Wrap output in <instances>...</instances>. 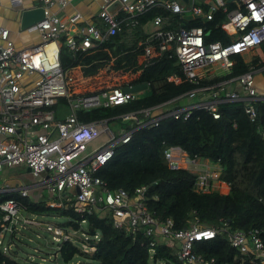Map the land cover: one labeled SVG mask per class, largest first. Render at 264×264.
Listing matches in <instances>:
<instances>
[{
	"label": "built area",
	"instance_id": "built-area-1",
	"mask_svg": "<svg viewBox=\"0 0 264 264\" xmlns=\"http://www.w3.org/2000/svg\"><path fill=\"white\" fill-rule=\"evenodd\" d=\"M68 2L41 0L43 20L30 27L38 35L39 42L35 45L16 48L9 39V31L0 25V172L4 167L24 166L30 169L32 175L46 174L44 185L52 198L47 202L48 206L63 207L65 205L60 197L72 195L73 198L67 197V201L74 200L77 212L90 213L97 206H102L110 212L115 228H123L132 234L142 232L150 237L151 255L155 246L162 242L174 251L180 264H213L214 259L205 260L193 248L197 242L213 239L217 234L216 229L200 227L197 220L188 228L174 229L171 219L158 220L148 211L145 204L148 186L136 188L132 194L121 189L109 191L95 176L96 171L112 158L113 148L117 144L127 143L134 129L146 125L157 126V119H150L155 111L145 109L123 114L121 119L132 121L136 127L120 129L117 134L106 121L81 123L76 112L120 106L136 100L143 92L125 91L123 88L130 87V81L113 86L106 82L95 89L90 84L104 74L119 73L135 79L137 66L126 73L104 69L88 77L74 73L79 67L63 72L59 62V38L62 35L66 37L65 45L69 50L86 52L123 28L135 26L136 18L152 8L160 7L170 14L190 13L192 18L207 21L212 20L215 11L221 10L225 14L221 29L232 37L228 44H205L201 27L163 31L164 19L160 16L150 23L153 29L149 38L139 44V56L143 58L141 70L151 59L172 50L184 81L197 85L205 70L214 68L216 72H228L235 55L246 54L264 42V0H231L234 6L231 10L227 8V0H210V3L203 5L197 0H188L187 3L181 0H103L98 18L104 29L93 23L79 29L76 34L71 33V27L80 19L79 14L65 19L50 13V8L55 4L65 7ZM114 2H119L120 7L110 14L107 9ZM120 13L123 14L121 18L118 17ZM169 80L181 82L178 77H169ZM78 83L83 86L77 90ZM236 83L239 92L225 90L226 82H223L208 98L165 115L185 120L190 116V109L202 107L217 119L218 104L243 101L246 103L245 114L250 122H254L257 118L254 102L264 101V95L257 93L251 72L237 77ZM88 87L91 88L85 89ZM196 91L189 92L188 97L194 98ZM61 98L66 99L68 112L62 120H56L53 106ZM102 136L105 140L99 142ZM94 142L99 143L91 148ZM165 158L171 169H186L197 174L196 191L211 192L212 182H220L217 166L210 167L212 165L204 164L206 162L189 158L180 148H169L165 151ZM17 191L21 197L28 196L26 188ZM0 210L3 212L0 250L8 254L13 244L3 246L6 233L11 235L17 224L24 227L30 220L21 217L20 204L13 199L0 204ZM226 228V224H223L222 230ZM47 231L53 232L56 242L59 238L69 240L58 227H47ZM227 235L231 247L249 257L251 263L264 264V244L257 230L248 233L236 230Z\"/></svg>",
	"mask_w": 264,
	"mask_h": 264
},
{
	"label": "trees",
	"instance_id": "trees-1",
	"mask_svg": "<svg viewBox=\"0 0 264 264\" xmlns=\"http://www.w3.org/2000/svg\"><path fill=\"white\" fill-rule=\"evenodd\" d=\"M226 5L229 10L234 7L231 2ZM122 16V13L118 15L119 18ZM157 16L164 19L163 31L201 27L205 44H228L232 38L221 29L225 20L221 10L215 11L212 20L207 21L201 18L187 20L182 14H170L156 7L138 16L135 26L123 28L86 52L69 50L65 45L66 37L62 35L59 38L62 71L79 67L81 75L88 77L104 69L121 73L134 70L136 58L141 54L139 44L149 38V25ZM94 24L104 29L100 19ZM233 61L228 72L205 70L203 78L194 85L184 81L174 52L164 51L142 68L130 82V87L123 88L133 91L146 87L148 92L125 105L76 112L81 123L106 121L115 133L136 127L132 121H123L120 117L123 114L145 109L156 112L150 119H157V126L134 129L127 143L113 148L112 158L96 171L95 176L109 191L121 189L132 194L136 188L148 186L145 200L148 211L158 220L171 219L174 229L188 228L195 220L200 227L216 229L213 239L197 242L193 248L205 260L214 259L213 264H253L249 257L231 247L229 232L257 230L264 244V101L254 102L257 112L254 122H250L245 114L246 103L243 101L218 104L217 119L202 107L190 109V116L185 120L165 114L193 102L199 103L202 95L210 94L220 83L232 84L237 77L264 68V42L253 50L249 60L243 55H235ZM169 77H178L181 82L170 81ZM193 90L197 91L190 99L188 94ZM63 107L68 112L64 98L53 106L56 120L64 117L65 114L60 112ZM111 126L119 128L116 131ZM171 147L180 148L189 158L217 166L218 180L228 185V192L196 191L197 174L169 167L165 151ZM67 197L73 198L72 195L60 197L65 206L50 207L42 198L34 200L29 195L21 197L18 191H0V204L13 199L20 204V213L63 218L66 221L56 226L65 234L71 231L86 237L61 243L57 253L62 264H69L74 259L93 264H180L174 251L162 242L155 246L151 255V238L142 232L132 234L123 228H115L110 212L102 206L90 213H79L74 200L67 201ZM2 216L0 210V221ZM223 224H226V230H222ZM76 243L82 244L83 248ZM15 255V250L8 254L0 250V264H23L16 261Z\"/></svg>",
	"mask_w": 264,
	"mask_h": 264
},
{
	"label": "rangeland",
	"instance_id": "rangeland-1",
	"mask_svg": "<svg viewBox=\"0 0 264 264\" xmlns=\"http://www.w3.org/2000/svg\"><path fill=\"white\" fill-rule=\"evenodd\" d=\"M197 2L201 3V0H197ZM185 19H191L192 16L190 13L184 14ZM249 54L253 53V50L248 52ZM210 71H213L214 68H210ZM133 76L128 75H119L117 74H104L96 77L92 82L91 86L92 89H95L97 86H101L103 83L106 82L110 85H122L125 82L133 81ZM103 84V85H104ZM83 86L81 83H78L77 90ZM84 88V87H83ZM91 87L85 88L90 89ZM135 93L137 91L148 92V88L143 87L142 89L133 90ZM60 112L66 115L67 108L63 107ZM64 115V116H65ZM116 131L119 127L111 126ZM117 134V132H116ZM105 137L102 136L99 139V142L104 141ZM99 142H94L91 145V148H94ZM194 169V168H193ZM198 169V168H197ZM2 176L7 178L15 179L20 186L28 187V192H40L41 198L43 200L49 201L50 195L47 188L44 185V179L46 174L40 175H32L31 173L27 172L26 167L24 166H17L12 168L4 167L3 172L0 174V185ZM29 195V194H28ZM31 195V196H30ZM29 197L33 198V195L30 194ZM105 214V213H103ZM22 218H27L30 220L28 224L26 223L24 227L17 224L16 230L14 231V237L12 238L9 233H6L3 246H6L8 243H12L13 247L11 251L15 250V257L16 261L23 263V264H62L58 258V248L63 242L62 238L56 242L53 240V232L47 231V227H57L56 224H60L65 222L66 220L59 217H34L33 215L21 212L20 213ZM66 236L69 239L77 238H84L83 235L79 233H74L69 231L66 233ZM77 246L82 247V244H77ZM93 264L91 262L82 261L79 259H74L69 264ZM156 264H163L158 262Z\"/></svg>",
	"mask_w": 264,
	"mask_h": 264
},
{
	"label": "crops",
	"instance_id": "crops-1",
	"mask_svg": "<svg viewBox=\"0 0 264 264\" xmlns=\"http://www.w3.org/2000/svg\"><path fill=\"white\" fill-rule=\"evenodd\" d=\"M102 2L103 0H69L68 4L65 7H60L58 4L52 6L50 8V13L65 19L72 14H79L80 19L74 27H71V33L76 34L79 29L88 24L96 23V21L99 20L98 12L100 6L102 5ZM227 2H231V0H227ZM208 3H210V0H201V3L199 4L203 5ZM41 5V0H15L13 2L10 0H0V25L5 27L9 31V39L16 48H26L39 42L38 35L36 34V32L31 30L30 27L24 30L20 29V15L24 10L41 7ZM152 29L153 26L149 25V30L152 31ZM252 55L253 53L243 54L245 60H249ZM135 63L137 66V77L141 70L143 58L141 56H138ZM74 73L80 76V68L74 70ZM251 76L257 93L259 95H264V68L251 71ZM225 90L229 92H239V85L236 82L228 84L226 85ZM208 97L209 94H204L200 97L199 100H204ZM194 103L196 102H193V104ZM188 106L189 105H187L186 107ZM204 164L209 165L207 162ZM2 172L3 170L0 172V174ZM1 183L2 184L0 185V191H2L3 189L9 191H17L20 188L28 189V187L20 186V184L15 179L7 178L5 176H2ZM212 190L224 194L228 192L229 187L224 183L213 181ZM28 194H32L34 200H38L39 198H41L40 192H28Z\"/></svg>",
	"mask_w": 264,
	"mask_h": 264
},
{
	"label": "water",
	"instance_id": "water-1",
	"mask_svg": "<svg viewBox=\"0 0 264 264\" xmlns=\"http://www.w3.org/2000/svg\"><path fill=\"white\" fill-rule=\"evenodd\" d=\"M181 1H183V3L188 2V0H181ZM119 7H120V3L114 2L108 7L107 10L110 14H113L115 13V11H117V9H119ZM42 20H43V8L37 7V8L24 10L21 12L20 15V29L22 30L27 29ZM26 170L27 172H30L29 168H26ZM75 192L77 193L78 190L75 189Z\"/></svg>",
	"mask_w": 264,
	"mask_h": 264
}]
</instances>
